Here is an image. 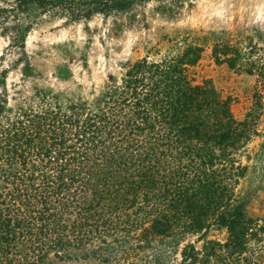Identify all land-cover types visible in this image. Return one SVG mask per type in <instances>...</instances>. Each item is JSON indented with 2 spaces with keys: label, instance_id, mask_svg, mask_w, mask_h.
<instances>
[{
  "label": "trees",
  "instance_id": "trees-1",
  "mask_svg": "<svg viewBox=\"0 0 264 264\" xmlns=\"http://www.w3.org/2000/svg\"><path fill=\"white\" fill-rule=\"evenodd\" d=\"M135 1L150 0H14L9 12L89 19ZM28 30L18 28L14 42L23 47ZM201 53L190 45L143 57L93 103L44 99L0 125L8 167L0 170V264H43L50 254L98 264H264V220L245 218L235 195L255 116L236 120L210 83L192 82L188 67ZM211 57L255 72L264 90V58L222 44ZM212 229H225V242L207 240ZM188 235L203 240L200 249L182 244Z\"/></svg>",
  "mask_w": 264,
  "mask_h": 264
},
{
  "label": "rangeland",
  "instance_id": "rangeland-1",
  "mask_svg": "<svg viewBox=\"0 0 264 264\" xmlns=\"http://www.w3.org/2000/svg\"><path fill=\"white\" fill-rule=\"evenodd\" d=\"M13 5L14 0H0V125L17 118L20 109H36L44 99L61 107L73 101L93 103L108 84L120 81L134 61L158 60L181 54L187 46H199L201 58L188 67L192 82L210 83L230 101L236 120L255 116L256 135L240 158L247 170L235 186V195L245 218L262 224L264 90L255 72L217 64L211 53L215 44H222L252 61L264 58V0L135 1L124 11L77 20L61 9L9 12ZM26 27L21 47L14 37L18 28ZM256 94L262 98L258 100ZM1 169L8 167L0 162ZM2 186L0 181V190ZM198 237L184 236L182 244L193 243L200 249L203 240ZM226 238L225 229H212L206 237L219 242ZM43 264L98 263L58 261L50 254Z\"/></svg>",
  "mask_w": 264,
  "mask_h": 264
}]
</instances>
